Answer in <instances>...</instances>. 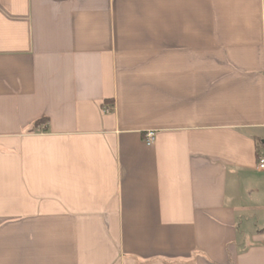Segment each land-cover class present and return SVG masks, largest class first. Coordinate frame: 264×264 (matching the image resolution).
<instances>
[{
	"label": "crops",
	"instance_id": "0c3cea01",
	"mask_svg": "<svg viewBox=\"0 0 264 264\" xmlns=\"http://www.w3.org/2000/svg\"><path fill=\"white\" fill-rule=\"evenodd\" d=\"M262 154L264 0H0V264H264Z\"/></svg>",
	"mask_w": 264,
	"mask_h": 264
},
{
	"label": "built area",
	"instance_id": "2783aa9c",
	"mask_svg": "<svg viewBox=\"0 0 264 264\" xmlns=\"http://www.w3.org/2000/svg\"><path fill=\"white\" fill-rule=\"evenodd\" d=\"M156 134L154 131H146L143 134V141L147 146H150L155 142ZM258 163H257V169L263 170L264 169V154L258 156Z\"/></svg>",
	"mask_w": 264,
	"mask_h": 264
},
{
	"label": "trees",
	"instance_id": "16d2710c",
	"mask_svg": "<svg viewBox=\"0 0 264 264\" xmlns=\"http://www.w3.org/2000/svg\"><path fill=\"white\" fill-rule=\"evenodd\" d=\"M44 120H45V119H42L43 122H44ZM42 121H40V122H42Z\"/></svg>",
	"mask_w": 264,
	"mask_h": 264
}]
</instances>
